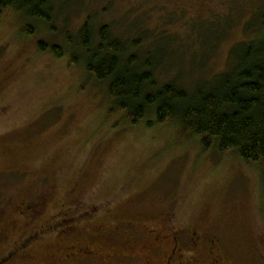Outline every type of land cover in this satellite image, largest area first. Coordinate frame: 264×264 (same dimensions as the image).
<instances>
[{
	"label": "rangeland",
	"instance_id": "obj_1",
	"mask_svg": "<svg viewBox=\"0 0 264 264\" xmlns=\"http://www.w3.org/2000/svg\"><path fill=\"white\" fill-rule=\"evenodd\" d=\"M55 9L52 26L33 25L32 35L19 17L0 16V259L23 246L8 264H68L54 258L84 246L90 222L103 228L92 243L104 250L136 235L129 222L160 225L150 221L164 216L169 231L213 236L227 264H264L260 166L203 151L173 124L149 127L148 117L134 126L108 112L106 85L64 43L87 18L123 40L147 33L135 54L160 69L158 82L189 85L230 69V50L264 22V0H56ZM39 43L66 50L55 58ZM71 225L72 238L61 239Z\"/></svg>",
	"mask_w": 264,
	"mask_h": 264
},
{
	"label": "trees",
	"instance_id": "obj_2",
	"mask_svg": "<svg viewBox=\"0 0 264 264\" xmlns=\"http://www.w3.org/2000/svg\"><path fill=\"white\" fill-rule=\"evenodd\" d=\"M55 1L0 0V16L19 17L23 34L32 35L33 25L52 26L57 18ZM258 23L246 28L251 30L250 39L230 50L229 70L197 78L189 85L175 76L158 82L160 69L135 54L147 33L140 32L139 41L123 40L113 35L111 26H96L87 18L73 42L65 33L64 43L73 52L74 62L78 60L74 52L83 54L86 74L106 85L108 112L122 114L134 126L148 117L153 118L149 127L173 124L180 135L196 138L203 151L214 148L219 154L232 153L243 163L260 166L264 173V22ZM219 40L212 42L210 51ZM65 50L38 44V51H48L55 58H61Z\"/></svg>",
	"mask_w": 264,
	"mask_h": 264
},
{
	"label": "flooded vegetation",
	"instance_id": "obj_3",
	"mask_svg": "<svg viewBox=\"0 0 264 264\" xmlns=\"http://www.w3.org/2000/svg\"><path fill=\"white\" fill-rule=\"evenodd\" d=\"M29 209L25 207L24 211ZM160 225L144 226L129 222L130 225L123 226L127 230L134 231V234L116 246L102 249L93 244L94 238H100L103 228L94 225L96 231H92L84 241V246L71 243L61 249V255L54 258L58 263L71 264L78 257L83 261H99L101 264H227L222 249L218 247L216 239L210 235L200 234L191 228H183L180 231L167 230L168 220L164 216L155 217L150 223ZM68 222H65L67 224ZM69 225V224H68ZM43 226L38 228L43 230ZM65 231L60 233L61 239H71L75 225L64 227ZM92 229V228H90ZM112 234L117 235L115 232ZM65 237V238H64ZM31 238V237H30ZM115 238H119L115 237ZM29 239V238H28ZM29 243L26 240L23 245ZM107 246V245H106ZM23 246L14 248L15 250L0 259V264H8L12 258L22 256ZM64 251V252H63Z\"/></svg>",
	"mask_w": 264,
	"mask_h": 264
}]
</instances>
